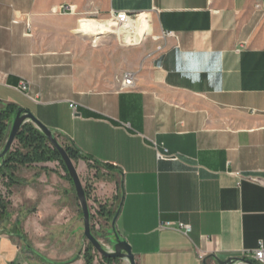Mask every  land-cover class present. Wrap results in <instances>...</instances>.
<instances>
[{"label": "crops", "instance_id": "crops-1", "mask_svg": "<svg viewBox=\"0 0 264 264\" xmlns=\"http://www.w3.org/2000/svg\"><path fill=\"white\" fill-rule=\"evenodd\" d=\"M62 6L74 14H60ZM120 11L148 16L157 38L115 52L127 63L99 70L109 80L94 78L88 60L104 48L89 49L78 23ZM125 72L136 75L133 91H119ZM20 82L25 92L15 90ZM7 104L91 160L72 162L82 185L93 184L91 229L100 221L107 236L108 212L118 209L115 230L135 264L250 261L264 247V0H0V108ZM12 176L14 215L52 220L49 235L66 230L45 259L84 264L72 228L81 210L61 166L18 167ZM38 256L0 234V264H44Z\"/></svg>", "mask_w": 264, "mask_h": 264}, {"label": "rangeland", "instance_id": "rangeland-1", "mask_svg": "<svg viewBox=\"0 0 264 264\" xmlns=\"http://www.w3.org/2000/svg\"><path fill=\"white\" fill-rule=\"evenodd\" d=\"M147 17V20L149 22V17ZM138 19V18H137ZM136 19V20H137ZM135 20V21H136ZM92 21V20H91ZM150 25V23H149ZM78 28V26H77ZM116 30L111 28V34L110 33H104L101 36H98L97 39L94 37H90L87 35H84L80 32H76L78 33L79 37L85 38V40L87 41V47L89 49L92 50H99L101 48H104V53L99 54V55H94L91 59L88 60V62L92 65V67L94 68V71L97 74H93V77L98 78L99 76V70L101 71L102 68L106 70V66L108 67L109 72H112V68L117 65V64H122V63H127V60L122 61L120 59V57L124 56L125 53L127 52H139L143 46V44L145 42H153L154 40L153 38H157V35L154 32H151V34L149 36H147V38L141 42L139 45L137 46H127L124 45L122 43L121 40H119L118 36L115 34ZM102 46V47H101ZM101 47V48H100ZM112 51L114 53V55L112 56ZM118 52L119 56L117 58V53ZM115 56V57H114ZM130 62H136V60H128ZM126 67V66H125ZM101 68V69H100ZM125 71V70H124ZM123 71V72H124ZM112 74L108 73V75L105 74H100L99 78L105 79V80H109L110 78L114 77ZM122 76V75H121ZM58 140V139H57ZM59 144H61L60 140H58ZM82 184V183H81ZM93 184L89 183V182H85L82 187L84 189V192L86 191L88 194L87 199V204L89 205L88 200H91V197H89L93 191ZM10 187L8 186V183H3V179L0 177V203L6 204V210H5V216L0 219V234H7L8 236H11L13 238H16L14 235H20L22 237H24L29 246L31 247V249L33 250V252H35L36 254H39L40 252L42 253L41 256H43L44 258L49 257V256H53L52 253H50L53 250L52 246H55L58 243H61L64 239L65 235V229L63 230V227H59L56 228V230L54 231L55 233H51L48 229H50L51 227H53L51 224L52 220H40L37 215L34 212H26V216L24 218H19L16 217L14 214L15 212H17L19 210V206H15V207H11V202L7 201V199L10 197L9 193H10ZM93 202V201H91ZM10 204V205H9ZM37 204H31L27 207V210H33L35 209ZM89 207V206H88ZM96 207L99 208L98 205H96ZM3 210V209H2ZM32 214H35L34 216H31ZM30 215V217H29ZM29 217V218H28ZM50 221V222H49ZM81 218L77 215V223L72 225L73 230L78 229V242L80 243V245L82 246V251H84V248L87 244V242L84 240L83 238V229H82V222H81ZM91 226V225H90ZM24 228L28 229L27 233H25ZM59 230V231H58ZM101 230V226H100V221H99V230L98 231H94L93 229H91V232L93 234V236L96 237L97 240H99L102 244L107 245V241L109 242V239L111 237H108L109 235H111V231L107 233V236H104V233H98ZM53 232V231H51ZM57 249V247L55 248ZM96 257L95 258H100L95 252H93ZM102 260V258H100ZM34 262H36L38 264V260L37 258L33 259ZM95 261V260H94Z\"/></svg>", "mask_w": 264, "mask_h": 264}, {"label": "trees", "instance_id": "trees-1", "mask_svg": "<svg viewBox=\"0 0 264 264\" xmlns=\"http://www.w3.org/2000/svg\"><path fill=\"white\" fill-rule=\"evenodd\" d=\"M18 108L14 105H4L0 108V149L3 147L4 142L6 141L7 135L9 133L10 123L13 119V116ZM63 149L65 150L66 154L70 158L72 162L77 161H91L89 158L82 156L75 147L71 146L70 144L64 145L61 144ZM57 162L65 173V177L71 182L70 178L67 175V171L64 167L63 162L60 159V156L56 150H54L44 136L37 131L31 124L24 125L20 131L18 132L14 147L12 150L6 155L4 160V166L0 168V177L6 178L8 182V186L10 187L12 184L15 183L13 178V173L18 167H29L33 164H41V163H53ZM94 166H98L97 163H94ZM105 169H110L108 166H102ZM119 196H118V204L121 203V185L119 187ZM86 198L88 197L87 192L85 191ZM3 209V210H2ZM6 204L0 203V219L5 216ZM104 207H99V215L103 214ZM118 214V209L115 211L108 212L109 217L106 218V221L111 223L114 217ZM15 237L20 239V241L25 245L27 251L34 256H38L31 247L29 246L27 240L15 234ZM93 249L89 244H86L82 259L84 264H94V260L96 255L93 253ZM39 257V256H38ZM40 261L44 264H56L53 263L45 258L39 257ZM75 261V258L69 262L59 263V264H70ZM117 260H108L103 259V264H113Z\"/></svg>", "mask_w": 264, "mask_h": 264}, {"label": "water", "instance_id": "water-1", "mask_svg": "<svg viewBox=\"0 0 264 264\" xmlns=\"http://www.w3.org/2000/svg\"><path fill=\"white\" fill-rule=\"evenodd\" d=\"M31 124L37 131H39L44 138L47 140L49 145L58 152L61 161L67 171V175L71 180L72 186L75 191L76 199L78 201L81 215H82V229L83 238L91 246L93 251L103 259L108 260H120L126 264H135L134 256L131 252L129 245L121 240L115 230V221L117 215L111 222V238L109 239L110 250L105 249L99 240L93 236L90 226V211L87 204L86 195L82 187L81 181L76 173L75 167L66 154L65 150L59 144L55 132L46 128L41 122H39L31 113L24 109L18 108L13 116L10 123L9 133L3 147L0 149V168L4 166V160L6 155L11 151V148L15 142V138L20 129L26 125ZM216 264H254L253 262L246 259L231 258L226 261H218L215 259ZM206 264V262H203Z\"/></svg>", "mask_w": 264, "mask_h": 264}, {"label": "built area", "instance_id": "built-area-1", "mask_svg": "<svg viewBox=\"0 0 264 264\" xmlns=\"http://www.w3.org/2000/svg\"><path fill=\"white\" fill-rule=\"evenodd\" d=\"M60 14L66 16V15H73L74 10L71 7L68 6H62L59 10ZM140 15H135L129 12H110L108 15V18L104 20H100L99 22H105L110 25V28L115 29V30H129V26L131 23L134 22ZM81 21V20H80ZM79 21V22H80ZM79 26V23H78ZM171 34H165L163 38L170 37ZM158 50H161L158 48ZM135 78L136 75L133 72H125L122 74L119 80V91L120 92H129L133 91L135 89ZM27 89V85L25 82H20L18 87L15 89L18 92H25ZM73 110H75V106H70ZM156 158L157 160H163V159H168L166 156L163 154L156 152ZM169 159L176 160L175 157H171ZM90 211V210H89ZM95 211H98V208L96 205H93V212L95 214ZM97 221V220H96ZM94 227L96 231L99 230V223L98 221L94 223ZM166 228H170L171 224H166ZM177 230L183 232L185 236H187L190 232V228L188 226H184L182 224H179L177 226ZM101 243V242H100ZM101 245L107 249L110 250V247L108 245L102 244ZM250 261L253 262L254 264H264V247L260 244L259 247L254 250L253 254L250 256Z\"/></svg>", "mask_w": 264, "mask_h": 264}, {"label": "bare ground", "instance_id": "bare-ground-1", "mask_svg": "<svg viewBox=\"0 0 264 264\" xmlns=\"http://www.w3.org/2000/svg\"><path fill=\"white\" fill-rule=\"evenodd\" d=\"M129 30H116L115 34L124 45L137 46L143 42L152 32L146 15H140L129 26ZM78 32L97 39L104 33H112L110 25L99 21H83L79 23Z\"/></svg>", "mask_w": 264, "mask_h": 264}]
</instances>
